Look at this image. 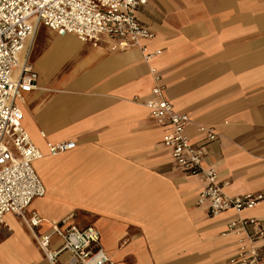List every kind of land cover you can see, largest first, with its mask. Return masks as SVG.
I'll list each match as a JSON object with an SVG mask.
<instances>
[{
  "label": "crops",
  "instance_id": "0c3cea01",
  "mask_svg": "<svg viewBox=\"0 0 264 264\" xmlns=\"http://www.w3.org/2000/svg\"><path fill=\"white\" fill-rule=\"evenodd\" d=\"M137 20L155 34L145 43L160 52L151 63L137 48L112 51L103 37L95 47L44 27L28 43L38 79L19 107L44 156L33 167L46 193L25 213L42 221L34 232L22 217H4L0 264H50L35 233L51 224L95 228L112 264H226L237 249L223 235L228 224H264V203L211 218L198 204L200 176L174 165L144 107L155 67L166 99L190 119L186 134L203 150L202 167L227 183L224 193L264 192V0H150ZM201 126L218 139L207 142ZM62 142L75 148L48 154ZM59 245L53 237L51 248Z\"/></svg>",
  "mask_w": 264,
  "mask_h": 264
},
{
  "label": "built area",
  "instance_id": "2783aa9c",
  "mask_svg": "<svg viewBox=\"0 0 264 264\" xmlns=\"http://www.w3.org/2000/svg\"><path fill=\"white\" fill-rule=\"evenodd\" d=\"M150 0H0V226L8 214L20 216L34 232L41 220L25 217L33 200L45 196V187L34 170V163L44 156L32 143L22 126L19 103L24 94L35 90L37 73L29 62L28 43L39 28L56 34L72 35L82 42L97 46L103 37L112 51L137 48L146 63L160 54L148 53L146 42L155 34L137 20V13ZM154 86L152 99L145 102L156 126L161 130V144L170 152L176 167L190 175L200 176L204 185L198 204L208 205L209 216L217 218L233 211L237 214L264 203V192L228 196L227 183H220L213 170L202 167L204 153L191 144L186 128L187 115L178 113L164 95L161 77L150 68ZM207 142L218 139L210 128L198 127ZM75 148L74 142L48 145V154L57 155ZM234 237L237 249L226 264H264V224L256 218L230 222L223 234ZM60 240L52 249V239ZM38 248L50 264H56L63 253L69 264H112L101 247L99 232L93 227L64 228L51 224L45 234H36Z\"/></svg>",
  "mask_w": 264,
  "mask_h": 264
},
{
  "label": "rangeland",
  "instance_id": "374dc122",
  "mask_svg": "<svg viewBox=\"0 0 264 264\" xmlns=\"http://www.w3.org/2000/svg\"><path fill=\"white\" fill-rule=\"evenodd\" d=\"M43 30L45 31L46 29H41L40 31H43Z\"/></svg>",
  "mask_w": 264,
  "mask_h": 264
}]
</instances>
